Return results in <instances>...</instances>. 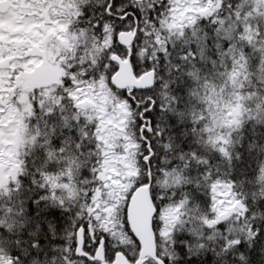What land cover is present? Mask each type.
I'll return each instance as SVG.
<instances>
[{
  "label": "snow or ice",
  "instance_id": "6c2138e0",
  "mask_svg": "<svg viewBox=\"0 0 264 264\" xmlns=\"http://www.w3.org/2000/svg\"><path fill=\"white\" fill-rule=\"evenodd\" d=\"M0 264H264V0H0Z\"/></svg>",
  "mask_w": 264,
  "mask_h": 264
}]
</instances>
